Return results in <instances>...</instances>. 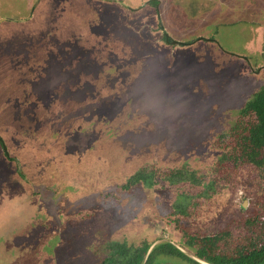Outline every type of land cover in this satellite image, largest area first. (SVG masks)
Here are the masks:
<instances>
[{"label":"rangeland","instance_id":"rangeland-1","mask_svg":"<svg viewBox=\"0 0 264 264\" xmlns=\"http://www.w3.org/2000/svg\"><path fill=\"white\" fill-rule=\"evenodd\" d=\"M156 1L0 0V264L252 237L242 191L261 179L234 127L264 83V0Z\"/></svg>","mask_w":264,"mask_h":264},{"label":"trees","instance_id":"trees-1","mask_svg":"<svg viewBox=\"0 0 264 264\" xmlns=\"http://www.w3.org/2000/svg\"><path fill=\"white\" fill-rule=\"evenodd\" d=\"M157 5V1L153 0ZM162 41L169 46H189L190 42H172L169 37L162 35ZM238 119L234 127L237 134L235 144L238 153L236 154V160H247L249 163L260 166L264 165V158L259 160L261 150H264V83L260 89L255 92L249 101L238 112ZM253 117V121L244 122L243 118ZM0 148L6 159H9L5 144L0 137ZM264 157V155H263ZM148 179H151V173L142 169L132 176H130L126 184L122 186L123 190H128L130 186H134L140 183H145ZM149 185L151 182L149 181ZM149 243H142L133 248H127L125 244H114L111 249V254L106 257L101 264H146L150 262L153 255L163 253L168 255L177 254V250L170 244L158 245L150 249ZM264 258V253H263Z\"/></svg>","mask_w":264,"mask_h":264},{"label":"flooded vegetation","instance_id":"flooded-vegetation-1","mask_svg":"<svg viewBox=\"0 0 264 264\" xmlns=\"http://www.w3.org/2000/svg\"><path fill=\"white\" fill-rule=\"evenodd\" d=\"M263 155L264 150H261L258 159H263ZM244 161L248 162L247 160ZM249 164L258 171L261 183L259 186H256L257 184L250 185L249 189L246 184L247 188L242 191L246 196L240 207L243 211L242 228L252 236L245 242L242 250L233 256L220 254L216 251V241H218L220 236H195L194 234H186L184 235L186 238L184 240L182 239L179 245H173L168 242L159 244L172 245L177 250V254L168 255L159 253L156 255L177 257L179 260L178 264H264V232H262V226L264 224V203L262 202V198L258 197V194L264 190V165L255 166L251 163ZM248 194L249 197H247ZM184 248L191 252L190 255L184 251ZM156 255H153V258H156Z\"/></svg>","mask_w":264,"mask_h":264},{"label":"water","instance_id":"water-1","mask_svg":"<svg viewBox=\"0 0 264 264\" xmlns=\"http://www.w3.org/2000/svg\"><path fill=\"white\" fill-rule=\"evenodd\" d=\"M148 252H149V250H148Z\"/></svg>","mask_w":264,"mask_h":264}]
</instances>
